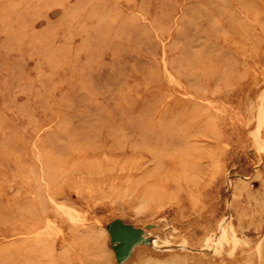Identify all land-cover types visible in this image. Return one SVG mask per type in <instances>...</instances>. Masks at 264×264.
<instances>
[{
	"label": "rangeland",
	"instance_id": "374dc122",
	"mask_svg": "<svg viewBox=\"0 0 264 264\" xmlns=\"http://www.w3.org/2000/svg\"><path fill=\"white\" fill-rule=\"evenodd\" d=\"M115 220L264 264V0H0V264H120Z\"/></svg>",
	"mask_w": 264,
	"mask_h": 264
},
{
	"label": "water",
	"instance_id": "95a60500",
	"mask_svg": "<svg viewBox=\"0 0 264 264\" xmlns=\"http://www.w3.org/2000/svg\"><path fill=\"white\" fill-rule=\"evenodd\" d=\"M109 233L113 250L120 264L126 262L132 256L135 247L149 242L142 229L125 224L121 220H115L110 224Z\"/></svg>",
	"mask_w": 264,
	"mask_h": 264
},
{
	"label": "bare ground",
	"instance_id": "6f19581e",
	"mask_svg": "<svg viewBox=\"0 0 264 264\" xmlns=\"http://www.w3.org/2000/svg\"><path fill=\"white\" fill-rule=\"evenodd\" d=\"M109 252H110V251H109ZM108 254H109V253H108ZM134 255H135V252H134ZM134 255H133V257H134ZM112 256H113V254H112V252H110V254H109L110 259H111ZM133 257H132V258H133ZM132 258H131V259H132ZM146 259H147V258H146ZM142 260H144V259H142ZM142 260H141V261H142ZM147 260H148V259H147ZM129 261H130V260H129ZM148 261H149V260H148ZM150 261H151V260H150ZM145 262H146V261H145ZM137 263H138V262H137ZM140 264H141V263H140Z\"/></svg>",
	"mask_w": 264,
	"mask_h": 264
}]
</instances>
